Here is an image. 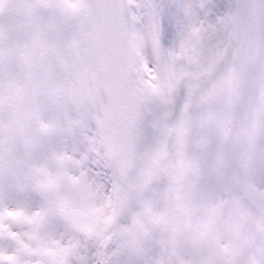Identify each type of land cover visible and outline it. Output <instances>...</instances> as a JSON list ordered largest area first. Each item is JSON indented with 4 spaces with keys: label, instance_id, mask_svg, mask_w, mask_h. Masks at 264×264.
I'll return each instance as SVG.
<instances>
[{
    "label": "snow or ice",
    "instance_id": "obj_1",
    "mask_svg": "<svg viewBox=\"0 0 264 264\" xmlns=\"http://www.w3.org/2000/svg\"><path fill=\"white\" fill-rule=\"evenodd\" d=\"M0 264H264V0H0Z\"/></svg>",
    "mask_w": 264,
    "mask_h": 264
}]
</instances>
